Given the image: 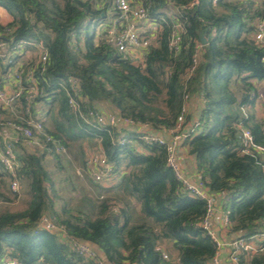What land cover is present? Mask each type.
Returning <instances> with one entry per match:
<instances>
[{
	"label": "trees",
	"instance_id": "16d2710c",
	"mask_svg": "<svg viewBox=\"0 0 264 264\" xmlns=\"http://www.w3.org/2000/svg\"><path fill=\"white\" fill-rule=\"evenodd\" d=\"M192 1L143 0L158 29L142 62L133 64L89 31L90 23L104 19V0H0V7L13 17L10 25L0 27V42L10 58L7 63L0 56L1 73L13 71L21 62L19 52L29 53L18 72L23 73L22 87H29L25 77L31 73L37 88L35 97H30L28 88L24 90L19 108L12 111L19 113L18 118L0 107V128L28 122L43 126L34 151L26 149L30 140L20 135L12 143L20 162L16 178L27 196V207L16 212L0 207V260L94 264L72 252L67 238L93 245L107 264H209L216 243L200 226L206 204L180 186L167 167L165 149L145 145L139 134L121 126L100 129L80 117L88 109L105 107L122 119L163 132L174 128L182 106L198 95L200 126L184 144L208 193L221 199L229 221L227 235L247 242L260 239L256 252L243 253L238 264H264V153L242 154L238 129L240 124L247 128L254 144L264 149V121L249 112L258 98L256 82L264 80V50L253 39L254 22L262 8L251 0L215 4L197 0L194 7L183 8ZM169 3L181 8L176 17L184 31L177 53L169 48L176 22L164 13ZM199 33L204 34L205 46L200 45ZM198 45V65L184 81L182 75ZM42 50L47 53L44 70L38 64ZM71 78L80 85V113L68 104L67 91L73 96ZM190 118L187 112L185 125ZM122 135L127 142L123 145L119 143ZM48 138L68 153L76 149L75 158H68L65 151L55 152ZM99 147L117 178L108 188L90 178L85 164ZM48 155L53 161L64 158L73 168L67 174L60 166L71 198L58 189L48 169ZM82 173L95 190L93 197L73 183L72 177L78 179ZM6 180L4 172L0 203L18 196L6 190ZM43 217L62 234L44 230Z\"/></svg>",
	"mask_w": 264,
	"mask_h": 264
},
{
	"label": "built area",
	"instance_id": "2783aa9c",
	"mask_svg": "<svg viewBox=\"0 0 264 264\" xmlns=\"http://www.w3.org/2000/svg\"><path fill=\"white\" fill-rule=\"evenodd\" d=\"M217 1L219 0H213V4H215ZM197 4L198 1L193 0L190 4L183 8H192ZM111 5L113 7L115 18L111 25H107L108 28L106 29L105 41L112 45L115 51L121 57L129 59L133 64L142 62L141 58L144 57L150 46L155 41L158 25L153 23V20L150 19L148 15V8L144 5L143 0H111ZM255 5V7L261 6L262 15L257 17L254 22L253 39L258 44V46L264 50V0H259ZM180 10L181 8L177 7L173 9L176 15H180ZM176 15L172 16V18H176V22L172 26V32L169 38V48L171 51L177 53L180 47V33H182L184 30L183 25L178 21ZM137 22H142V27L144 28L143 30H140L141 27L136 25ZM199 49L200 46L198 45L196 47V53L192 58L191 65L182 75V79L184 81H187L192 77L198 65ZM46 62L47 53L42 50L38 62L42 70H44V65ZM262 62L264 63V54L262 57ZM13 77L14 81L19 82V84L21 83V77L19 73H15ZM30 82H32V79H30L29 83ZM69 83L73 96H71V94L67 91L68 104L74 112L80 113L81 90L79 82L78 80L71 78ZM22 91L23 87L20 86V88L8 93L0 92V107L7 111L13 110L14 105L18 102L23 94ZM29 95L30 97H35L37 95V89L33 88ZM187 112L188 110L186 105L182 106L181 111L176 118L174 128L165 130L163 132H155L151 130L147 124L134 123L129 119H122L118 115L103 113L95 108L88 109L86 115L80 113V117L83 118L86 123H90V120L95 124V127H99L100 129L107 127L116 128L119 126H125V128L128 129L133 128V132L140 135V139L145 145L157 144L162 146L166 152L167 167L171 170L173 176L178 181L183 190L188 194L203 200L206 204L205 215L200 226L202 230H204L207 235L210 236L216 243V254L210 260L209 264H223L220 260L219 252L220 249L226 244L229 248L227 255L228 263L238 264L239 258L243 253H255L256 249L252 246L251 242H247L243 239H234L232 241H228L225 244L216 236L211 226V219L215 212L214 197L208 193L201 181H199L197 184L191 183L186 178L179 164L177 158L178 144L188 139L191 136L192 131L200 126L198 121H193L189 124L187 130H183L184 124L186 122ZM245 112L246 111L243 110L244 117L246 118ZM26 114H28V111H26ZM6 126L13 129L23 138L30 140L33 145L39 146L40 138L38 135L43 133V126L40 122H28L27 125L7 123ZM238 129L239 139L242 146V154L253 156V152L264 153L263 148L254 144L252 134L247 128L240 124ZM164 134H168L169 137H164ZM47 140L51 142L55 152L63 153L65 151L64 147L59 145L51 138H48ZM119 143L121 145L127 143L124 139V135L119 137ZM85 164L86 168L89 170V175L96 184L104 185L114 176L113 167L102 155L95 153L89 154L86 158ZM0 165L3 171L9 177V190L14 193L18 192L20 189V183L16 178V171L20 167V162L13 153L11 146H8L5 151L0 150ZM112 210L117 211V206H113ZM222 223L224 229L229 225L228 218L225 214L223 215ZM40 226L46 231L61 233V231L56 228L55 225L46 217H43L40 220ZM62 237L64 238V235H62ZM66 242L69 245L71 251L77 255L85 259L92 260L94 264H107L102 259H100L97 253L90 247L82 245L79 242L68 240L67 238ZM163 258L167 259V255L164 254ZM0 264L19 263L14 259L6 257L3 260H0Z\"/></svg>",
	"mask_w": 264,
	"mask_h": 264
},
{
	"label": "crops",
	"instance_id": "0c3cea01",
	"mask_svg": "<svg viewBox=\"0 0 264 264\" xmlns=\"http://www.w3.org/2000/svg\"><path fill=\"white\" fill-rule=\"evenodd\" d=\"M251 1L256 4V2H258L259 0H251ZM104 2L107 4L105 14L102 15L105 19V22L103 25L99 26L100 30L98 28L95 31H93L95 36H96V39H99V40L100 39H104V40L106 39L105 38L106 37V29L108 28L107 25H111L112 21L115 18L113 7L111 5V0H104ZM175 8L176 7L172 3H169L168 9L164 12L165 15L172 19V16L176 15V13L173 11V9H175ZM12 22H13V17L6 10H4L3 8L0 7V27L6 28ZM136 25L141 27L140 30L144 29L142 27L143 26L142 22H137ZM144 27H145V25H144ZM19 55L21 56L22 60L19 64L17 63V65H15L13 71H10V72L5 74V73H1V69H0V92L8 93V92L14 91L17 88H20V86L22 87L21 83L19 84V82L14 81L13 75L15 73H19L20 77H22L21 75L23 73H21V71L18 72V69L20 68L22 61L26 60L30 56V54L28 53L25 56H23V53L19 52ZM0 56L5 59L4 61L9 63L10 58H9V54L6 50V45L4 43H1V42H0ZM141 60H143V57L141 58ZM30 79H32V82L29 83ZM25 81L29 84L28 85L29 87H23L22 93L24 92V90L26 88H28L27 89L28 94L31 92V90L33 88L37 89L36 88V81L33 79L31 73L27 74V77H25ZM262 101L264 102V95H263ZM17 106L19 108L18 103H16L14 105L13 110L8 111V113L15 114V117L18 118L19 115H17V114H19V113L17 111H15V113H12V111H14V109H16L15 107H17ZM263 106H264V103H263ZM186 107L188 110V114L191 116V118H190L189 122L187 123V125H185L186 124V122H185L183 130H187V128L189 127V124L192 123L193 121H197V119L200 117V115H199V112H201V99H200V97L198 95L191 97L187 101ZM97 110L100 112H103V113L117 115L105 107L97 108ZM249 112H252L257 120L264 121V110L263 109H260V111L258 112V111H256V106H254L252 109L249 110ZM121 127L124 130L128 129V128H125V126H121ZM128 130L134 131L133 128H130ZM17 137H18V134L13 129L6 127V126L1 127L0 128V150L5 151L8 146L12 147V143L15 142ZM164 137L168 138L169 136H168V134H166V135L164 134ZM34 146L37 147V145H33L31 142L25 144L26 149L29 151H34L36 149ZM38 149H39V147H38ZM98 150L99 151H97L95 154L102 155L100 147ZM87 152H89V151H87ZM47 158H48V156H47ZM177 158H178V161H179V164L182 168L183 173L185 174L186 178L191 183L197 184L199 181H201L200 175L196 169L194 157L190 155L189 148L186 144H184V141L180 142L178 144ZM3 174H4V171L0 165V175H3ZM116 179L117 178L114 175L109 182H107L106 184H104L102 186L108 188V187L113 185V183L116 181ZM5 185H6V190H8L9 189L8 180H6ZM21 193L22 194H20L18 191V196L16 198H14V199L11 198V201L7 202V203H0V207L2 205V207H1L2 209H9L11 212L22 211V210L26 209L27 205H26L25 201L27 200V196L22 191H21ZM23 197L25 198L24 202H23ZM214 200H215V212H214V215L211 219L212 220V222H211L212 230L215 232L216 236L223 243L226 244L228 241L234 240V237L228 236L226 233V229H224V226L222 223L224 211L221 208V205H222L221 199L219 197L215 196ZM22 202H23V204H22ZM135 206L137 207V205H135ZM136 209H139V208L137 207ZM259 240L260 239L258 238L256 241H259ZM256 241H251L252 246L254 248H256ZM228 252H229V248L227 247V244L220 249L219 257H220V260L223 264H229L227 261Z\"/></svg>",
	"mask_w": 264,
	"mask_h": 264
},
{
	"label": "rangeland",
	"instance_id": "374dc122",
	"mask_svg": "<svg viewBox=\"0 0 264 264\" xmlns=\"http://www.w3.org/2000/svg\"><path fill=\"white\" fill-rule=\"evenodd\" d=\"M104 22H105V19L102 18V21H100V22L90 23L89 31L90 32L95 31L96 29L99 28V26L103 25ZM99 30H100V28H99ZM256 91H257V97L258 98L255 100V106H256V111L259 112L260 109L264 110V106H263L264 102L262 101L263 95H264V80L260 81V82H256ZM47 122H49L48 124H50L51 120L47 119ZM48 127H50V125H48ZM74 147H75V145H73V148ZM65 154L67 155L68 158H75L74 156L77 154V152H76V149H72V152H69V153H68V150L67 151L65 150ZM47 159L49 161L48 169L50 171H52V173L54 174L53 176H54L56 185H58V189H60L61 193H63L64 195L71 198L73 195L70 192L71 188L68 187L70 185L67 186V183L62 181V173L61 172H63L64 170H67V172H68L67 174H71V172H72L71 169H73V168L71 166H68V164L64 158H61V160H58V161H55V160L53 161L52 157L50 155H48ZM75 164H76V168L78 170H80V165L78 163H75ZM60 166L65 167L64 170L61 169ZM72 178H73V183L75 186L76 185L77 186H83L86 193L88 195H90V197H93L95 190L88 183V180L85 178L83 173L78 177V179H76L75 177H72ZM19 193L22 194L21 190H19ZM24 201H25V198L23 197V202ZM23 202H22V204H23ZM1 207H2V205H1ZM136 208H135V212L137 214L139 210Z\"/></svg>",
	"mask_w": 264,
	"mask_h": 264
},
{
	"label": "water",
	"instance_id": "95a60500",
	"mask_svg": "<svg viewBox=\"0 0 264 264\" xmlns=\"http://www.w3.org/2000/svg\"><path fill=\"white\" fill-rule=\"evenodd\" d=\"M198 37H199L200 44L202 46H205L207 41H206V39L204 37V34L203 33H199ZM199 115H201V112H199ZM78 242L80 244H82V245L88 246L91 249H93L97 253V255L99 256V258L102 259L104 262H106L105 259H104V256L93 245H91L89 243H86V242H82V241H78Z\"/></svg>",
	"mask_w": 264,
	"mask_h": 264
}]
</instances>
